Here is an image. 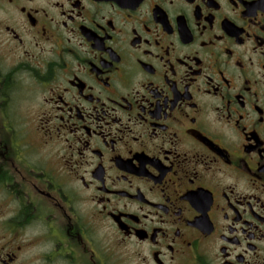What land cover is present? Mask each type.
Here are the masks:
<instances>
[{
	"label": "flooded vegetation",
	"instance_id": "obj_1",
	"mask_svg": "<svg viewBox=\"0 0 264 264\" xmlns=\"http://www.w3.org/2000/svg\"><path fill=\"white\" fill-rule=\"evenodd\" d=\"M0 264H264V0H0Z\"/></svg>",
	"mask_w": 264,
	"mask_h": 264
}]
</instances>
